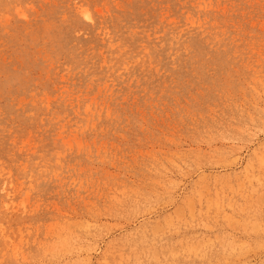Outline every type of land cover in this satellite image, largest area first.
Here are the masks:
<instances>
[{"label":"rangeland","instance_id":"rangeland-1","mask_svg":"<svg viewBox=\"0 0 264 264\" xmlns=\"http://www.w3.org/2000/svg\"><path fill=\"white\" fill-rule=\"evenodd\" d=\"M0 264H264V0H0Z\"/></svg>","mask_w":264,"mask_h":264},{"label":"bare ground","instance_id":"bare-ground-1","mask_svg":"<svg viewBox=\"0 0 264 264\" xmlns=\"http://www.w3.org/2000/svg\"><path fill=\"white\" fill-rule=\"evenodd\" d=\"M80 16L83 18V20H85V21H91L92 20V18H91V15H90V13H89V10L87 9V8H82L81 10H80ZM27 177V176H26Z\"/></svg>","mask_w":264,"mask_h":264}]
</instances>
